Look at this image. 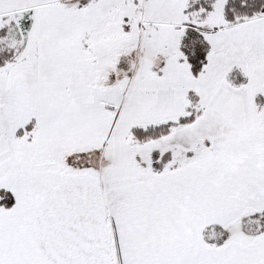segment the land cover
<instances>
[{"label": "snow or ice", "instance_id": "snow-or-ice-1", "mask_svg": "<svg viewBox=\"0 0 264 264\" xmlns=\"http://www.w3.org/2000/svg\"><path fill=\"white\" fill-rule=\"evenodd\" d=\"M0 264H264V0H0Z\"/></svg>", "mask_w": 264, "mask_h": 264}]
</instances>
